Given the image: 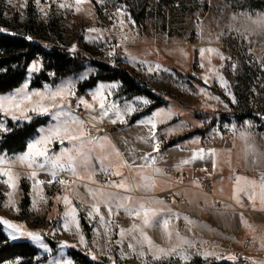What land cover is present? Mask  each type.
I'll use <instances>...</instances> for the list:
<instances>
[{
	"label": "rangeland",
	"instance_id": "rangeland-1",
	"mask_svg": "<svg viewBox=\"0 0 264 264\" xmlns=\"http://www.w3.org/2000/svg\"><path fill=\"white\" fill-rule=\"evenodd\" d=\"M59 2L67 3L68 8H60L59 3L53 0H41V7L46 10L45 14L40 11L34 0H28L25 7H21L25 0H0V12L4 19L23 29L20 30L22 33L26 32L23 26L32 27L27 37L44 50L49 51L54 44L82 60L81 70L58 80H54V77L48 78L40 87H34L31 85L32 81L45 69L43 60L35 59L27 65L22 84L0 96L13 94L24 84L28 85L27 91L32 92L43 91L46 85L54 89L66 81H73L76 85V97H83L97 109L98 104L92 101L89 93L101 85H118L113 90V95L107 99L115 101L119 106L135 103L137 98H146L150 103L140 105V110L144 111L154 102L144 95L127 97L122 94L119 80L98 81L95 86L77 95V86L99 71L98 66L93 63V60H97L114 67L125 68L146 87L152 89L156 99L162 101L160 106L165 104L169 110L182 107L186 109L184 110L186 114L163 124L162 127L158 126L155 130L157 140H148L146 143L144 141L150 137V133L149 128L143 126L142 122L148 117L131 122L132 116L140 110L128 117L127 123L113 124L105 119L93 126L88 120L84 106L77 107L76 98H70L63 106L70 108L84 121L87 135L106 138L103 147L97 144L90 152L89 163L95 170V175L88 179V173L81 169L75 176L67 171H58L57 177L53 178L49 174L51 166L42 158H38V163L45 164V170L37 171L36 179L44 180L46 183L39 189H34L33 180L29 178L33 168L26 162H21L18 157L27 151L30 142L38 138L40 130L49 127L54 120L52 113L47 115L30 113L31 121L41 116H47L48 120L27 141L24 151L8 154L0 150V158L7 162V170L14 175L17 185L10 189L4 183L7 177H0V218L23 226L21 229L23 231L41 234V241L48 246V250L45 251L37 242L26 237L8 239L27 241L35 246L39 251L35 264H54L56 260L65 258L70 259L73 264H80L68 254L73 249L81 251L90 260L103 264H185L179 253L188 256V264L236 260L232 256L233 252H228L220 259L221 252L215 249L212 243L209 249H197V243L207 240L197 238L194 233L192 234L193 230L187 226L181 228V221L169 216V212L173 213L172 208H168L167 212L153 202L160 196L166 197L167 193L163 191L154 193L152 187L147 189L141 187L143 182L140 177L142 174L148 175L149 168L146 167L141 172L140 166L146 163L142 158L145 151L151 149L153 152L151 155L158 157H154L156 162L166 148L172 145L170 134L164 132L166 137L163 135L164 128L176 132L182 130L181 136L193 137L200 146L202 137L206 134H213L217 139V145H220L221 134L226 132L236 141V155L243 159L246 144L250 142L258 144L261 139L264 141V25L254 22L258 16H264V0H99V2L89 0L80 5L79 12L76 11L74 0ZM100 7L110 9L112 17L97 21ZM118 9L124 12V16L119 15ZM128 17L131 18V22ZM121 19L124 20L123 26L120 24ZM90 29L97 31L90 32ZM73 46L75 52H69ZM201 48L216 49L226 59L222 61L217 55H211L210 63L207 57L202 60ZM111 51L115 54L108 55ZM37 61L42 64V69L29 73L30 65ZM202 63L205 64L204 68L201 67ZM157 65L158 71H148L149 67L155 68ZM209 67L214 71L218 70L219 75L228 81L231 96L226 94L219 81L207 72ZM48 73L54 75L51 70L47 71V76ZM81 74H87L88 79L80 80ZM205 75L209 76L208 84L202 79ZM201 88L205 89L207 96L200 92ZM210 96H217L220 100L209 99ZM232 97L235 98V103ZM158 107L153 110H158ZM174 112L180 115L179 111ZM199 113H206L207 116H198ZM0 118L6 120L8 128H10L8 120L15 125L30 122L13 121L10 116L4 117L2 113ZM253 134L257 135V139H250ZM156 143L158 151L154 152L153 145ZM183 143L176 141L174 145H178L182 151L187 147L186 143ZM72 146L68 141L63 144L54 142L49 156H59L63 149H71ZM182 146L185 148H180ZM113 148L120 154L119 156L112 152ZM174 150L176 151L175 147ZM201 150L205 153L204 159L209 158L208 153L213 151L212 148ZM108 153L111 155L105 159ZM121 154L127 155L124 166L120 164ZM128 165L133 167L130 168ZM156 166L163 171L160 164ZM117 170L121 175L112 174ZM59 179H64L67 183L61 185ZM49 180H52L51 184L47 183ZM121 183H125L126 186L118 187L117 185ZM26 186L29 197L27 205L23 203ZM98 193L112 198L111 216L108 215V208L98 202L96 198ZM41 196L44 199H41ZM64 196H68L72 206L77 209L79 229L75 224H69L68 230H64L66 208L60 199ZM10 200L15 201V207L11 206ZM141 203L161 210L160 216L157 217L158 222L151 227H142L140 218L133 217L123 208L117 211L115 207L118 204L137 207ZM94 204L100 208V215L105 218L103 221H100L98 216L91 220L88 218V212ZM164 218L170 220L167 232L159 223ZM134 225L139 230L134 229ZM2 227L8 237L10 229L3 225ZM121 229L125 230L124 234H121ZM141 230L151 240V245L144 240ZM81 235L84 236L83 243L80 241ZM62 242L69 247L62 248ZM130 243L134 246L132 249L128 247ZM158 249H176L178 254H162L156 251ZM154 254L160 258L154 260ZM93 255L98 258L93 260ZM229 256L233 259H227ZM16 261L20 259L2 264H14Z\"/></svg>",
	"mask_w": 264,
	"mask_h": 264
},
{
	"label": "snow or ice",
	"instance_id": "snow-or-ice-1",
	"mask_svg": "<svg viewBox=\"0 0 264 264\" xmlns=\"http://www.w3.org/2000/svg\"><path fill=\"white\" fill-rule=\"evenodd\" d=\"M28 0H25V3L21 5V7H25L27 5ZM36 5L40 8L41 12L46 14V10L44 7H41V0H34ZM53 2L59 3L60 8H68V4L64 2H59V0H53ZM89 2V0H74L76 5V11H81L80 5ZM99 2V0H98ZM120 16H124V12L120 9L117 10ZM129 22H131V18L128 17ZM257 24L264 25V16H258V18L254 21ZM121 26L124 25V20H120ZM2 31V30H0ZM90 32H96V29H90ZM95 42V39L93 40ZM69 52H75V46L68 50ZM114 51L108 53V55H114ZM201 59L204 60L206 57L210 61L211 55H217L220 60H225L226 58L223 55H220L216 49L213 48H201L200 49ZM201 67L204 68L205 64L202 63ZM42 69V64L40 62H33L28 71L29 73L39 72ZM233 69H235V65H233ZM159 70V65L155 68L149 67V72H155ZM6 71V70H4ZM207 72L211 74L215 79L219 81V85L222 89H224L225 93L231 96L229 91L228 81L225 80L222 76L219 75L218 70L214 71L213 68H207ZM80 80L88 79L87 74H81L79 77ZM205 84L209 83V76L205 75L202 77ZM118 87L116 84L110 85H101L98 86L95 90L91 91L89 95L92 97V101L98 104V109L94 107L93 103H89L83 97H76V85L73 81H66L56 88H49L47 85L45 86L43 91H27L28 85L24 84L21 88L17 89L13 94L8 96H0V113L4 115V117L10 116L13 121H31L32 116L30 113H35L36 115H47L52 113V117L54 123H52L49 127L43 128L40 130V134L38 138L33 140L27 145V151L18 157L21 162H26L30 168H33V171L30 173V177L33 180V188L39 189V187L46 183L44 180L36 179L37 171L45 170L44 163H38V158H42L46 163H48L50 167L49 174L56 178L58 171H67L72 175H78L79 170L83 169L88 173V179H91L93 175H95V170L91 168L89 163L90 152L94 150V146L99 144L101 147L106 143V138L101 137H92L87 135V129L83 120H81L78 116H76L70 108H66V101L70 98L75 97L77 107L83 105L86 112L88 113V120L95 124L103 122L105 119H108L111 123H127L128 117L133 115L135 112L140 110V105H148L150 101L146 98H137L135 103H126L123 106H119L115 103V101H108L107 97L113 95V90ZM200 92L207 96L205 89L201 88ZM34 97H39V99L34 100ZM212 100L219 101L220 98L217 96L208 97ZM233 103H235V98L232 97ZM31 105V107H30ZM227 107V105H225ZM55 110V111H53ZM17 112L19 115H17ZM95 113V114H93ZM173 113L171 111H158L153 113L150 117L146 118L142 124L145 127L149 128L150 137L146 138L144 142H148V140L156 141V128L158 124L164 123L167 120L171 119ZM11 131L10 128L7 127L6 120L0 118V134H5ZM65 141H68L73 146L71 149L65 148L56 157H50L49 152L51 145L54 142H59L63 144ZM87 146V147H86ZM153 151H158V143L153 145ZM112 152L115 153L116 156L120 154L116 152L113 148ZM111 153L105 155V159H108ZM209 156L213 157V167L216 166V153L214 151L208 153ZM145 160V164L140 166L141 172L146 167H153L154 173L160 174L161 169L155 168V158L151 154H147L142 157ZM205 153L203 150H200L194 153L190 159H186L181 161V164L177 167L179 168L181 165H188L197 159H204ZM150 161V163H149ZM7 162L0 158V177H7L4 180V183L11 188H15L16 178L14 175L7 170L6 167ZM128 167H133V165H128ZM102 170H104L102 168ZM113 175H121L120 171H113ZM141 187L147 189L152 186L154 181L148 175L142 174L140 177ZM237 186L239 191H243L244 194L249 196V199H255L258 195L262 204H264V178H262V182L257 185L255 181L243 180V178L237 176L236 177ZM59 184L64 185L67 182L64 179H59ZM243 182L244 185L250 187V191L248 188H240V184ZM47 183L51 184L52 180L47 181ZM118 187H125V183H121L117 185ZM257 188L259 189L257 193ZM11 197V193H9ZM44 199L43 196L40 197ZM96 198L100 204H103L108 208V215L111 216L113 212V205L111 203L112 198L106 194L98 193L96 194ZM63 200L66 211L64 213V230L67 231L69 224H75L77 229H79V222L77 220V209L72 206V201L68 196H64L60 198ZM35 203V202H34ZM156 203H163L162 201H156ZM10 204L12 207H15V201L10 200ZM9 205H5L8 207ZM116 210L119 211L120 208H123L125 212H128L133 217L140 218L142 220V227H151L154 223H157V217L160 216L161 210L152 208L150 206H146L141 203L137 207H129L123 204H118L115 206ZM172 214L169 212V216ZM95 216H98L100 221H103L104 216L100 215V208L97 205H92L91 210L88 212V218L91 220ZM160 226L165 230V232L169 229V218H164L162 222H159ZM0 225H3L5 228L10 229L8 232V238L12 240H17L21 237H26L31 241L37 242L39 246L45 251L48 250V246L41 241V234L30 231L21 230L23 226L15 225L12 222L0 218ZM134 229H137V226H133ZM139 230V229H137ZM125 230L121 229V234H124ZM141 235L144 240L151 245V240L147 237V235L141 230ZM80 241L83 243L84 236H80ZM61 247H69V245L61 243ZM128 247L132 249L133 244H129ZM154 247V246H153ZM152 250V248H150ZM160 253L167 255H176V249L164 250L158 249ZM143 255V253H140ZM185 261V264H188V256L183 253H179ZM205 255H210V253H205ZM98 257L93 255L92 259L95 260ZM159 256L153 255V259H159ZM111 259V257H109ZM227 259H233L229 256ZM14 264H19V261L14 262ZM54 264H73V262L68 259L56 260Z\"/></svg>",
	"mask_w": 264,
	"mask_h": 264
},
{
	"label": "crops",
	"instance_id": "crops-1",
	"mask_svg": "<svg viewBox=\"0 0 264 264\" xmlns=\"http://www.w3.org/2000/svg\"><path fill=\"white\" fill-rule=\"evenodd\" d=\"M157 109L145 113L141 117H150L158 111H171L173 113L171 119L158 124L162 127L163 124L186 114L184 113L186 109L182 107H174L169 110L165 104ZM175 110L179 111L180 115H177ZM164 132L170 134L171 140L176 139L175 141L180 142V144L184 142L183 144L186 143L187 145L186 149L181 151L178 145L172 144L164 151L175 165H180L181 161L190 159L201 148H212L217 154L215 157L216 166L213 167V157L211 156L180 166L188 172L192 184H195L199 177L209 179L212 185L210 194L201 192L194 187L173 189V185L163 177L162 171L160 174H156L153 167H148V176L154 181L151 186L154 188V193H161L162 191L167 193L166 197L160 196L153 202L167 212L168 208H172L171 218L181 221V228L187 226L193 230L192 234L194 233L200 240L211 241L215 249L221 252L220 259L228 252H233L234 255L232 256L236 260L229 261L231 264H264V204L261 203L258 195L255 199H249L248 195L239 191L236 181V177L239 176L243 180L255 181L257 185L262 182V178H264L263 139L258 144L255 142L246 144L242 155L245 157L243 159L236 155V141L230 136L226 139L221 136L220 145H217L216 139L214 147L205 148L196 143L191 136L179 139L182 130L176 132L173 129L164 128L163 135L166 137ZM256 134L251 135L250 139H257L258 134ZM145 152L143 156L153 153L151 149ZM126 162L127 155L121 154V166H124ZM154 167L157 168L155 165ZM240 188L251 190L243 182H241ZM258 191L257 188V193ZM178 198L180 199L179 202L176 200ZM216 199L219 200V206L213 205ZM156 201L163 203H156ZM175 210L177 211L175 212ZM245 239H248L246 248L243 247Z\"/></svg>",
	"mask_w": 264,
	"mask_h": 264
},
{
	"label": "trees",
	"instance_id": "trees-1",
	"mask_svg": "<svg viewBox=\"0 0 264 264\" xmlns=\"http://www.w3.org/2000/svg\"><path fill=\"white\" fill-rule=\"evenodd\" d=\"M29 4H31V1H29ZM23 27L26 31L25 33L20 31L23 29H19L17 25L4 19L0 12V30H2L0 31V94L8 93L19 87L25 78L27 65L35 59H42L45 69L32 81L31 85L34 87H40L42 82L48 81V70L53 71L54 80L66 77L74 71L81 70L82 60L75 58L54 44H52L49 51L44 50L27 37L32 27ZM93 63L98 66L99 71L77 86V95L84 92L87 88L95 86L98 81L119 80L121 82L120 92L122 94L127 97L144 95L154 101L144 111L133 115L131 122L136 121L143 114L149 113L161 105L162 101L156 99L152 89L146 87L125 68L114 67L97 60H93ZM197 115L207 116L206 113H199ZM47 120V116H41L22 125H15L11 120H8L7 122L11 131L0 135V150L8 154L24 151L27 141L37 133V129L40 126L46 124ZM178 138L182 139L184 136ZM175 140H170L171 144H174ZM24 195L23 203L27 205L29 203L27 186L24 188ZM81 222L84 223V220L81 219ZM38 252V249L27 241H10L3 232L2 225H0V264L18 258L20 259L19 264H35ZM68 254L80 264H103L100 261L90 260L81 251L75 249L70 250ZM209 264L231 263L223 261Z\"/></svg>",
	"mask_w": 264,
	"mask_h": 264
},
{
	"label": "built area",
	"instance_id": "built-area-1",
	"mask_svg": "<svg viewBox=\"0 0 264 264\" xmlns=\"http://www.w3.org/2000/svg\"><path fill=\"white\" fill-rule=\"evenodd\" d=\"M112 17V13L110 9L107 7H100L98 11V20H103V19H110ZM48 77L51 79L53 78V75L48 73ZM222 137L224 139L228 138V134L222 133ZM201 144L205 148H211L214 147L216 144V137L213 134H206L202 137ZM180 148H185V147H180ZM183 150V149H182ZM160 164L162 167V172L163 176L167 181H169L173 185V189H179V188H186V187H194L197 190L204 192V193H209L211 191V182L209 179L199 177L196 180L195 184H192L190 182V175L188 172L183 169L182 167H177L178 165H175L170 157L163 153L160 155L159 159L156 160L155 166ZM177 201H180L178 198ZM214 206H219V200L216 199L213 202ZM248 245V239H245L243 243V247L246 248ZM211 247V242L210 241H202L200 243L196 244L197 249H209Z\"/></svg>",
	"mask_w": 264,
	"mask_h": 264
}]
</instances>
